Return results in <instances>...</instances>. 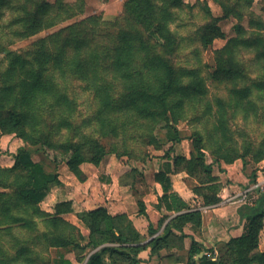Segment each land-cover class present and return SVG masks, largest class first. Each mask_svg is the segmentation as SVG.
Listing matches in <instances>:
<instances>
[{"label": "rangeland", "instance_id": "obj_1", "mask_svg": "<svg viewBox=\"0 0 264 264\" xmlns=\"http://www.w3.org/2000/svg\"><path fill=\"white\" fill-rule=\"evenodd\" d=\"M42 1L9 0L11 8L5 10L0 21L1 71L8 68L9 60L3 54L6 48L29 56L34 43L58 34L68 25L88 19L95 29V37H99L98 28L102 24H122L127 19L128 0H46L49 9L42 15L41 26L32 36H25L23 29L28 20L23 19H28L29 13L35 12ZM222 2L224 9L215 0H184L185 7L173 11L176 18L168 25L170 33H165L175 35L180 42L173 60L178 69L186 70L182 80L188 84L191 79L197 83L200 79L205 91L203 98L196 94L180 105L182 99L173 97L164 108L156 100L147 103L145 91L156 89L157 84L150 78L151 67L145 68L142 62L137 68L136 64L130 66L136 74L127 81L123 73H131L128 66L123 71L110 70L104 59L105 64L99 66L91 84L60 73V84L69 96L65 105H58L62 98L46 101L40 106L41 112L32 106L31 116L24 126L9 121L5 127L0 126V169L14 168L18 154L29 151L36 162L45 163L52 171L57 165L53 163L55 157L60 160L64 155L61 145L73 142L84 145L87 160L100 157L98 165H109L113 161L125 165L129 169L125 176L131 180L144 177L145 167H148V175L156 176L158 168L171 181L173 176L183 173L197 197H201L195 191L197 187L206 192L212 187L211 193L216 191L220 197L228 184L245 186L262 180L264 0ZM206 8L220 18L218 25L225 35L214 38L211 43H202L198 32L210 21ZM151 37L161 43L156 30L151 32ZM98 53L96 55H100L99 50ZM230 64L235 67L231 66L235 73L217 75L220 67L228 68ZM192 72L196 78L191 76ZM13 93L2 90L0 85L2 98L15 97L18 90ZM132 97L138 98L134 105ZM9 99L12 101V97ZM35 122L40 123L39 132L33 128H38ZM169 131L174 135L171 138ZM44 137L49 140L50 148L42 149L38 139ZM199 145L201 150L197 149ZM236 153L240 158L234 159ZM229 159H233L232 162ZM203 162L211 165L210 172L201 165ZM168 163L174 166V173L165 172ZM5 171L0 172V193L10 195L11 189L5 186L12 185L13 181L6 180ZM242 180L245 185L240 183ZM7 199H2L3 205ZM39 209L44 212L49 207L40 205ZM15 216H22L28 224L12 222ZM48 230L42 218L31 210L13 208L10 216L5 210L0 212V264H53L58 251L48 247L43 238ZM170 245L167 251L179 250L173 242ZM107 262L110 263L109 258Z\"/></svg>", "mask_w": 264, "mask_h": 264}, {"label": "trees", "instance_id": "obj_2", "mask_svg": "<svg viewBox=\"0 0 264 264\" xmlns=\"http://www.w3.org/2000/svg\"><path fill=\"white\" fill-rule=\"evenodd\" d=\"M215 1L224 9L225 4L222 0ZM46 2L43 0L35 12L29 13L28 19H23L28 22L25 23V29H23L26 34H22L25 36L35 34L42 24V15L48 12L49 5ZM10 6L9 0H0V21L5 10L10 9ZM183 7H185L184 0H128L126 4L127 19L122 24L103 22L104 24L99 25L98 28V33H101L99 37H95L96 32H94L93 25L88 22V19H85L64 27L56 35H49L34 43L29 56H27L28 53L21 55L7 50V48L4 49V57L8 58L9 63L5 71L0 70L1 89L10 92V94H14L13 92L18 90V93L15 97L11 96L12 101L9 99L11 97L6 99L0 96V126L5 127L7 121L17 126H24L31 116L32 106L41 112L40 106L46 101H56V99L62 98V102L58 105H65L69 96L65 92L63 84H60V80H62L60 73L70 77L74 76V78L91 84L97 69L105 62L110 70L123 71L124 67L128 66L132 74L123 73L125 81L134 79L136 74V72H132L130 66L133 67L136 64L135 68H137L139 62H142L145 68L151 67L150 78L157 84V88L145 91L148 99H144V101L147 103L151 104L152 100H156L164 108L167 101L173 97L182 99L179 101L180 105H184L191 96L196 94L203 98L205 91L201 85L202 81L199 79L197 83L195 79H191L188 84L184 82L182 76L186 74V70L178 69L173 60L179 49L178 38L173 34L165 35V33H170L168 25L174 22L173 11ZM187 7L192 8L190 5ZM206 10L210 21L203 27L201 26L198 32L201 33L202 43H211L214 38H224L225 35L218 25L220 18L213 16L209 8ZM224 12L227 16L228 12L225 10ZM153 30L158 33L161 43L157 40L153 41V37H151ZM98 50L100 55H96L99 54ZM231 66L233 67L232 64L228 68L220 67L217 75H232L236 70ZM191 76L196 78L193 72ZM137 101L138 98L132 97L133 105ZM18 109L20 111L16 113ZM39 124L34 123V125H38V128L33 127L35 132H39ZM173 136L169 131L168 137ZM38 141L42 149L46 146L50 148L47 137L40 138ZM83 147L84 145L79 146L73 142L62 144L60 148L64 155L60 160L55 157L53 163L57 165L52 171L47 169L45 163L36 162L29 151H22L18 154L14 168L6 171L0 169V172H6L8 176L6 180L13 181L12 185L5 186L11 189L10 195L0 193V212L5 210V214L10 216L13 213V208H25L31 210L35 216L42 218L50 229L43 234V238L47 241L48 247L58 251L53 264H73L65 258L61 252L62 249L75 252L78 261L87 260L85 264H139V254L143 250L150 247L151 254L159 256L162 250L171 247L170 242H173L181 250L186 238L183 233L184 227L191 224L194 231L201 228V212L192 210L188 203L173 190L172 181L165 177L162 171H159L155 176L156 181L163 188V195L160 197L157 207L161 209L160 207L164 206L168 212L177 215L169 220L161 234H158L160 228L171 215L161 217L158 229H154L150 225L149 236L152 240L146 245L142 244L145 237L138 232L127 215L113 216L105 207L78 214V218L90 231L88 240L85 239L78 227L63 218L64 215L73 212L72 202L56 204L53 213L41 211L39 206L51 188L60 184L57 173L59 164L65 163L81 182L86 180L81 165L85 162L99 164L100 157L86 159ZM197 149L201 150L200 145L197 146ZM250 149L249 147L248 150L250 151ZM261 152L264 159V149ZM237 158L240 156L236 153L234 159ZM232 160L229 159V162ZM259 160L261 159L259 158ZM201 165L210 172L211 165H205L204 162ZM20 171L21 173H19ZM165 172L167 174L174 173V166L168 163ZM189 174L192 173L189 172ZM198 188L195 191L203 198L205 205L210 206L221 201V198L216 195V191L211 193L212 187L208 189L210 192L200 191ZM4 197H8V199L4 201L3 205ZM260 199L262 205L259 209L253 211V208L245 207L248 215L244 234L239 238L221 243L217 261H212L208 255L194 261L196 256L202 254L203 247L192 238L186 253L185 264H264V252L259 251V235L264 226V195ZM138 203L141 214L145 213L144 203L141 201ZM12 220V222L23 223V226L28 224V221L22 216H15ZM176 231L181 232V235H178ZM108 258L110 263H106Z\"/></svg>", "mask_w": 264, "mask_h": 264}, {"label": "crops", "instance_id": "obj_3", "mask_svg": "<svg viewBox=\"0 0 264 264\" xmlns=\"http://www.w3.org/2000/svg\"><path fill=\"white\" fill-rule=\"evenodd\" d=\"M148 167H145V176L128 179L125 174L129 169L115 161L105 165L101 163L96 166L90 163L81 165V170L86 175V180L81 182L76 175L70 171L65 163L58 166L57 173L60 184L51 188L41 206H48L46 212L53 213L56 204L61 202H72L73 212L64 215L63 218L78 227L85 239L88 240L90 231L78 218V214L84 211L95 210L105 207L113 216L127 215L133 222L138 232L145 237L143 245L148 244L152 238L149 236L150 225L154 229L159 228V221L163 214L171 217L162 225L158 234H161L166 224L177 214L168 212L164 206L159 209V199L163 195V188L160 183L148 175ZM228 169V168H227ZM229 170V169H228ZM159 169L155 170L157 174ZM187 176V175H186ZM231 179V175L229 174ZM186 177L183 173L173 176V190L192 208L201 212L202 226L195 233L191 224L184 227L183 233L186 238L183 241V249L167 251L162 250L160 255H152L151 248L143 250L139 254V264H185L186 253L194 238L202 247V254L196 256L198 261L204 255L212 261H217L221 243L230 241L233 238L241 237L245 232L248 211L245 207L259 209L262 205L260 197L264 195V177L258 183L228 184L224 188L221 201L217 204L207 206L203 199L197 197L188 187ZM248 181V179H245ZM131 181V182H130ZM240 188L242 190H240ZM247 196L246 202H239L243 196ZM139 201L144 203L145 213L141 214ZM198 205H194L195 203ZM242 209V210H241ZM178 235L181 232L176 231ZM259 251L264 252V226L259 235ZM65 258L73 264H85L87 260L80 262L75 252L61 250ZM106 263L107 260H106Z\"/></svg>", "mask_w": 264, "mask_h": 264}, {"label": "built area", "instance_id": "obj_4", "mask_svg": "<svg viewBox=\"0 0 264 264\" xmlns=\"http://www.w3.org/2000/svg\"><path fill=\"white\" fill-rule=\"evenodd\" d=\"M247 201V196H243V198H241V200L239 202H246Z\"/></svg>", "mask_w": 264, "mask_h": 264}]
</instances>
